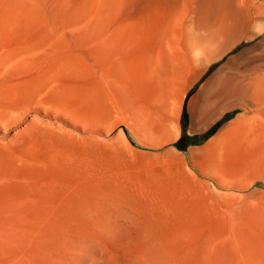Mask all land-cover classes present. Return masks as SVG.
Returning a JSON list of instances; mask_svg holds the SVG:
<instances>
[{"label":"bare ground","instance_id":"6f19581e","mask_svg":"<svg viewBox=\"0 0 264 264\" xmlns=\"http://www.w3.org/2000/svg\"><path fill=\"white\" fill-rule=\"evenodd\" d=\"M0 264H264V0H0Z\"/></svg>","mask_w":264,"mask_h":264},{"label":"rangeland","instance_id":"374dc122","mask_svg":"<svg viewBox=\"0 0 264 264\" xmlns=\"http://www.w3.org/2000/svg\"><path fill=\"white\" fill-rule=\"evenodd\" d=\"M194 89H195V85L188 94H191L194 91ZM235 115H236V111L227 113L221 120L216 122L210 130L201 134H196V133L189 134L188 132L189 119L187 116V111L185 107H183L180 116L181 133L178 140L175 142L173 146H175V148L178 149L180 152H186L192 147H200L203 144H205L208 141V139L211 138L221 126H223V124L234 119ZM128 137L132 142H134V144H136L135 141L132 139L131 134L128 133Z\"/></svg>","mask_w":264,"mask_h":264}]
</instances>
